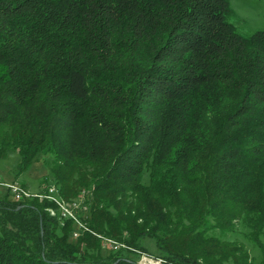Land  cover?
Instances as JSON below:
<instances>
[{"label":"trees","instance_id":"obj_1","mask_svg":"<svg viewBox=\"0 0 264 264\" xmlns=\"http://www.w3.org/2000/svg\"><path fill=\"white\" fill-rule=\"evenodd\" d=\"M233 18L229 0H0V175L42 162L46 187L20 184L84 199L91 231L2 190L0 264H138L125 249L149 243L162 264H264V31Z\"/></svg>","mask_w":264,"mask_h":264},{"label":"rangeland","instance_id":"obj_2","mask_svg":"<svg viewBox=\"0 0 264 264\" xmlns=\"http://www.w3.org/2000/svg\"><path fill=\"white\" fill-rule=\"evenodd\" d=\"M231 9L234 11L233 23L238 28L239 32L243 35L250 36L259 31H264V1L263 0H229ZM15 155L12 154L7 158L0 159V174L8 179H14V167L16 165ZM47 175L46 170L43 167V163L40 162L26 175H22L17 178L16 182L25 183L30 186L31 189H41L46 187L47 184H43L41 181ZM120 244V243H119ZM150 248L147 249L149 254L141 251L134 252L131 249H125L131 251V257L137 260L138 264H162L163 261L158 258V252L153 244L149 243ZM107 250L112 248L111 245H103ZM111 247V248H110ZM110 248V249H109ZM113 249V248H112ZM259 260L262 259V253L257 249L254 254Z\"/></svg>","mask_w":264,"mask_h":264},{"label":"built area","instance_id":"obj_3","mask_svg":"<svg viewBox=\"0 0 264 264\" xmlns=\"http://www.w3.org/2000/svg\"><path fill=\"white\" fill-rule=\"evenodd\" d=\"M2 190H7L14 200L16 195H29L35 196V199L41 202L47 201L51 204L56 205V207H58V214L63 219L73 220L78 225L79 229L74 233L75 238H77L81 234V230L91 232L87 225L79 217L80 212H84L87 210V207L84 204V199L72 202H64L63 199L57 196V188L55 186H49L44 191H33L31 189L23 187L18 182L8 181L0 175V191ZM93 234L105 241L106 245H111L115 251L126 247L125 245L119 244L111 239L104 238L95 233Z\"/></svg>","mask_w":264,"mask_h":264},{"label":"bare ground","instance_id":"obj_4","mask_svg":"<svg viewBox=\"0 0 264 264\" xmlns=\"http://www.w3.org/2000/svg\"><path fill=\"white\" fill-rule=\"evenodd\" d=\"M57 196L59 197V198H61L60 196H59V192H58V190H57ZM35 199V196H29V195H16L15 196V201H18V202H24V201H28V200H34ZM62 199V198H61ZM64 202H66L65 200H63ZM70 202H72V201H70ZM48 211L50 212V214L52 215V216H56V215H58V207H57V210H54V209H48Z\"/></svg>","mask_w":264,"mask_h":264}]
</instances>
